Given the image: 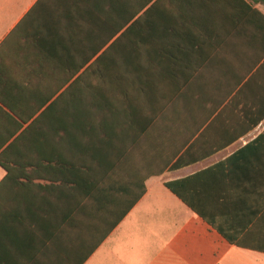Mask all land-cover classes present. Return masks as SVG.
<instances>
[{"label":"crops","instance_id":"obj_1","mask_svg":"<svg viewBox=\"0 0 264 264\" xmlns=\"http://www.w3.org/2000/svg\"><path fill=\"white\" fill-rule=\"evenodd\" d=\"M0 264H264V2L0 0Z\"/></svg>","mask_w":264,"mask_h":264},{"label":"trees","instance_id":"obj_2","mask_svg":"<svg viewBox=\"0 0 264 264\" xmlns=\"http://www.w3.org/2000/svg\"><path fill=\"white\" fill-rule=\"evenodd\" d=\"M148 1H152V0H148ZM260 1H263L264 2V0H260ZM142 9L143 8H141V7H134V8H132V17H136L141 12ZM120 12H124V8H122L121 10H119V13ZM125 26H126V22H119L118 23V32L122 31L125 28ZM106 41L108 42L109 40H106ZM104 47H106L105 42H103L102 49H104ZM106 55H107V52L103 53L102 55L98 56L95 61H93V59L96 57L95 55H92V54L91 55H86L85 60H86V65L88 67L87 74L89 72L90 73L91 72L93 73V71L95 70L93 64H98V63L102 62V60L105 58ZM91 61H93L92 62V65L88 66ZM39 121L40 120H35V122L33 124H30L29 128H32V126H34ZM167 187H169L172 191H176L173 183H168L167 184Z\"/></svg>","mask_w":264,"mask_h":264}]
</instances>
